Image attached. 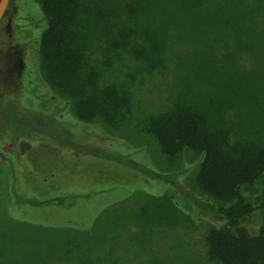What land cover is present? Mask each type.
<instances>
[{
	"label": "rangeland",
	"instance_id": "374dc122",
	"mask_svg": "<svg viewBox=\"0 0 264 264\" xmlns=\"http://www.w3.org/2000/svg\"><path fill=\"white\" fill-rule=\"evenodd\" d=\"M34 1L10 0L0 22V65L14 29L32 28L19 33L36 36L38 48L33 28L43 17ZM71 1L77 9L65 24V50L73 47L82 56L81 76L99 74L97 89L114 87L128 98L129 112L119 123L97 118L85 124L70 109L58 116L45 103L38 107L31 86L29 103H22L21 92L0 99V264H209L184 212L185 191L201 194L192 180L195 169L178 179L181 191L167 184L183 160L193 162L197 154L162 155L141 120L186 102L208 128L255 151L264 145V61L241 56L249 51L240 42L244 33L226 22L191 18L205 15L206 7L222 17V10L212 9L218 0ZM100 18L119 28L150 24L160 31L156 71L126 49L108 46L95 33ZM140 34L138 43L148 46ZM42 59H33L30 68L45 66ZM57 93L53 105L62 102ZM259 191L255 179L239 186L237 199L247 202Z\"/></svg>",
	"mask_w": 264,
	"mask_h": 264
},
{
	"label": "trees",
	"instance_id": "16d2710c",
	"mask_svg": "<svg viewBox=\"0 0 264 264\" xmlns=\"http://www.w3.org/2000/svg\"><path fill=\"white\" fill-rule=\"evenodd\" d=\"M197 1L208 4V0ZM218 1L217 8L212 9L222 10V17L215 14L216 11L211 10L209 13L206 7L208 12L205 11V15L191 14V18L195 19V15L207 23L226 22L229 27L244 33L240 42L249 51H245L241 56L245 59L251 57L256 63L258 60L264 61V0H227L228 5L224 6L221 3L223 0ZM209 4L212 5L211 2ZM37 6L39 16L43 18L36 22L37 26L34 28L38 31V48L36 53L33 52V56L38 62L42 57L46 65L40 67L38 63L36 73L51 90V96L56 91L62 99L60 104L50 109L57 112L58 116L70 109L73 118L85 124L97 118L107 124L124 120L130 108L128 98L114 87L97 89L95 85L99 74L91 71L81 76L78 64L82 56L73 47L65 50V24L72 20V12L76 11L77 4L71 0H39ZM8 15L7 9L4 17ZM133 17L136 20L135 13ZM168 19L170 17L166 15L164 20ZM132 25H122L119 28L116 23L100 18L95 33L107 41L108 46L115 49L122 47L135 58L150 63L153 70L151 72H155L156 63H160V31L153 29L150 24L143 25L142 29ZM22 29L26 27L23 26ZM85 32L89 33L91 30L86 28ZM139 33L145 41L149 39L148 46H144L141 41L138 43ZM254 46L259 50H255ZM255 55L262 56V59H255ZM49 62L52 65H48ZM25 102L30 100L26 98ZM43 103L38 101V107ZM38 107L35 110L41 111ZM44 114L39 113V116ZM141 124L144 132L153 137L162 155L174 156L186 149H192L197 154L193 162L183 160L175 175L176 179L167 181V184L181 191L179 180L192 168L195 169L192 180L201 194L185 191L188 208L184 209V212L188 215L191 226L198 230L207 262L264 264V145L252 151L239 142H231L226 132L208 128L197 107L186 102H176L163 112L142 119ZM103 152L101 148V154ZM150 173L152 179L158 180L161 177L157 172ZM255 179L259 182L260 191L247 202L238 200L239 186L249 184ZM62 227L64 226L59 228ZM180 229L183 232L189 228ZM174 237L176 239V233Z\"/></svg>",
	"mask_w": 264,
	"mask_h": 264
},
{
	"label": "flooded vegetation",
	"instance_id": "af4514ba",
	"mask_svg": "<svg viewBox=\"0 0 264 264\" xmlns=\"http://www.w3.org/2000/svg\"><path fill=\"white\" fill-rule=\"evenodd\" d=\"M4 18L5 17H3L2 19ZM31 30L32 28L14 29V31L10 34L11 40L6 39L4 41V47H6V49L2 48L1 52L5 54L4 56H6L8 59L2 60L0 65V99L4 101V99H6V96L8 94L12 95L14 92L15 93L21 92L23 93L22 98L24 100V102L22 103H26L25 102L26 98L27 100L31 99L30 96L26 93L27 89H29L31 86L36 91V99H38V101L40 102H44L45 104H47L49 108H52L54 105L51 96V90H49V88L43 82L41 77L36 73L37 71L32 70L30 68L31 62L34 59L33 52L36 53V49H37L33 43V40L36 36L27 38L25 36L23 37V35L19 33L20 31L21 32L23 31L24 34L25 32H28L29 34ZM7 35L9 34L7 33ZM6 70L9 71L8 73V75L10 74L9 77L6 74L7 73ZM48 98L51 99L52 101L49 102V100H47ZM2 110L5 111V109H3L0 104V111L2 112ZM33 113H35V111ZM43 116L41 117L43 118ZM9 131L10 129H8V132ZM4 140H6L5 137ZM4 140L3 142H5Z\"/></svg>",
	"mask_w": 264,
	"mask_h": 264
},
{
	"label": "water",
	"instance_id": "95a60500",
	"mask_svg": "<svg viewBox=\"0 0 264 264\" xmlns=\"http://www.w3.org/2000/svg\"><path fill=\"white\" fill-rule=\"evenodd\" d=\"M9 0H0V21L4 17V13L7 10Z\"/></svg>",
	"mask_w": 264,
	"mask_h": 264
}]
</instances>
